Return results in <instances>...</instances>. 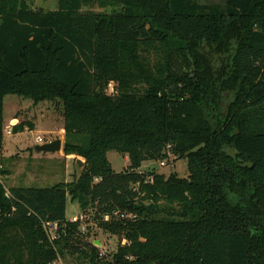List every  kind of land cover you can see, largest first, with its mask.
<instances>
[{
    "label": "trees",
    "instance_id": "16d2710c",
    "mask_svg": "<svg viewBox=\"0 0 264 264\" xmlns=\"http://www.w3.org/2000/svg\"><path fill=\"white\" fill-rule=\"evenodd\" d=\"M10 94L59 100L63 152L85 166L69 185L0 183V264L63 256L80 226L68 194L126 240L109 261L86 243L90 264H264V0H59L44 13L0 0V150ZM109 151L129 166L114 171ZM169 156L186 178L138 171Z\"/></svg>",
    "mask_w": 264,
    "mask_h": 264
},
{
    "label": "rangeland",
    "instance_id": "374dc122",
    "mask_svg": "<svg viewBox=\"0 0 264 264\" xmlns=\"http://www.w3.org/2000/svg\"><path fill=\"white\" fill-rule=\"evenodd\" d=\"M13 5H22L39 12H54L58 9L59 0H10ZM223 2L224 0H216ZM109 8H101L97 4H83L81 12L101 13L108 12ZM112 84L109 85L106 93H112ZM3 143L4 157L0 154V183L9 188H50L57 184H72L77 176L78 170L76 160L84 159L75 155H66L63 152L64 132L62 104L59 100L41 101L34 103L32 100L18 96L6 95L3 99ZM27 125L23 130H18V124ZM30 123L32 127H29ZM10 134H7V132ZM63 136V138H60ZM41 137L45 143L61 139L62 147L59 152L45 153L37 152L35 139ZM2 149L0 150V152ZM227 152H232L226 149ZM107 159L114 171L120 172L126 169L130 162L128 156L121 155L115 151L107 152ZM163 163V165H161ZM140 172L154 171L165 176L175 173L180 178L188 176L187 161L185 159H174L169 156L167 160H151L144 162L139 168ZM66 206L68 208L67 220L80 222L79 233L69 241L68 249L64 250L62 257H59L53 264H90L89 259L81 254L86 243H93L98 248V254L102 261H109L111 255L119 244L126 242L124 237L112 235L103 231L93 222L89 212L83 214L79 204L74 201L70 194L67 195ZM160 206L166 209H178L175 204L168 205L159 202ZM165 216V212L159 214ZM77 218L76 221H73ZM49 230L51 236L54 229ZM99 243V244H96ZM158 264V263H156Z\"/></svg>",
    "mask_w": 264,
    "mask_h": 264
},
{
    "label": "water",
    "instance_id": "95a60500",
    "mask_svg": "<svg viewBox=\"0 0 264 264\" xmlns=\"http://www.w3.org/2000/svg\"><path fill=\"white\" fill-rule=\"evenodd\" d=\"M61 147H62L61 139H56V140H53L51 142H47L44 144L37 145V146H35L34 149L37 152L55 153V152H59L61 150ZM84 166H85V164L83 161H81L80 159L76 160V167L78 170L77 178L80 176ZM96 244H99V243L96 242Z\"/></svg>",
    "mask_w": 264,
    "mask_h": 264
},
{
    "label": "built area",
    "instance_id": "2783aa9c",
    "mask_svg": "<svg viewBox=\"0 0 264 264\" xmlns=\"http://www.w3.org/2000/svg\"><path fill=\"white\" fill-rule=\"evenodd\" d=\"M7 134H10V132L8 131ZM35 143H36L37 145H40V144H44L45 142H44V140H43L41 137H37V138L35 139ZM161 165H163V163H161ZM76 220H77V218H74L73 221H76ZM98 255H99V256H102V255H103V252L99 253ZM99 258H100V257H99Z\"/></svg>",
    "mask_w": 264,
    "mask_h": 264
},
{
    "label": "crops",
    "instance_id": "0c3cea01",
    "mask_svg": "<svg viewBox=\"0 0 264 264\" xmlns=\"http://www.w3.org/2000/svg\"><path fill=\"white\" fill-rule=\"evenodd\" d=\"M3 107H4V106H3ZM62 134L64 135V132H63ZM60 138H63V136H60ZM3 152H4V143H3L2 151L0 152V154H2V155H1L2 157H4ZM65 216H66V219H69V218H68V208H67V206H66V213H65Z\"/></svg>",
    "mask_w": 264,
    "mask_h": 264
}]
</instances>
